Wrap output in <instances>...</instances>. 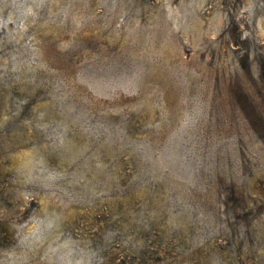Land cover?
Returning a JSON list of instances; mask_svg holds the SVG:
<instances>
[{
  "label": "rangeland",
  "instance_id": "rangeland-1",
  "mask_svg": "<svg viewBox=\"0 0 264 264\" xmlns=\"http://www.w3.org/2000/svg\"><path fill=\"white\" fill-rule=\"evenodd\" d=\"M0 264H264V0H0Z\"/></svg>",
  "mask_w": 264,
  "mask_h": 264
}]
</instances>
